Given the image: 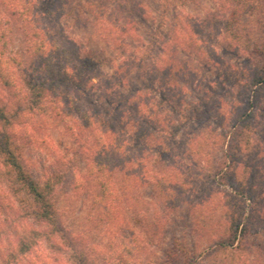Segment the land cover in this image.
Returning a JSON list of instances; mask_svg holds the SVG:
<instances>
[{"label": "rangeland", "instance_id": "rangeland-1", "mask_svg": "<svg viewBox=\"0 0 264 264\" xmlns=\"http://www.w3.org/2000/svg\"><path fill=\"white\" fill-rule=\"evenodd\" d=\"M91 1L90 10L66 25L47 22L62 46L91 48L106 58L75 84L77 95L78 88L85 89L77 105H102L109 111L104 124L118 132L120 121L130 118L149 119L153 131L167 127L175 132L169 141L172 151L148 163L149 177L162 174L163 185L173 191L168 198L154 185L153 192L152 180H132L126 188L118 173L115 202L109 196L101 201L66 122L50 106L29 113L17 140L35 177L54 173L61 178L55 190L58 213L72 240L55 247L42 240L41 247L65 264H77L82 252L88 264H157L178 238L189 251L179 264H264V83L249 84L254 72L264 76V0ZM124 1L139 5L138 11L120 13L116 3ZM121 23L134 25L132 31L112 29ZM140 41L150 42L151 48ZM21 45L16 38L12 46ZM174 49L183 50L180 58L193 69L177 92L169 91L162 66ZM121 78H127L126 88L118 94ZM239 107L245 111L241 118L235 116ZM132 123L122 131L130 148L152 154L149 143L130 140ZM2 170L0 244L11 246L13 230L29 221L31 203L26 193L10 187ZM237 220L245 224V237L238 238L237 248L221 249L217 240Z\"/></svg>", "mask_w": 264, "mask_h": 264}, {"label": "trees", "instance_id": "trees-1", "mask_svg": "<svg viewBox=\"0 0 264 264\" xmlns=\"http://www.w3.org/2000/svg\"><path fill=\"white\" fill-rule=\"evenodd\" d=\"M90 6H94L91 0H0V166L4 175L10 179V187L26 193L31 203L30 208L26 210L29 221L23 227L19 224L16 231L13 230L12 235L15 239L12 240L11 246L0 244V264H65L64 261L55 259L49 249L41 247L42 240L48 242L50 247L63 245L62 240L69 244L72 242L71 237L64 233L65 225L59 217L55 196L56 184L61 178L54 173L48 174L45 178L35 177L31 168L26 166L21 145L17 140L22 130L20 124L26 122V115L29 113L35 111L43 113L50 106L55 114L66 122V127L72 130L75 136L74 142L79 146V156L84 158L87 179L90 178L89 182L98 188L101 201L109 196V199L115 202L119 189L118 173L122 175L121 182L126 188L132 180L135 182L152 180L153 192L154 185L167 197L173 191L163 185L162 174L159 176L158 173H154L149 177L151 167L148 163L153 158L154 165L157 160H162L161 157L165 153L172 151L169 141L175 132H169L167 127L153 131L154 128L149 127V119L141 118L138 120L130 118L127 121L122 119L120 121L122 129L118 132L113 125L104 124L106 122L103 115L109 114V111L104 110L102 105L91 106L84 104L83 101L84 107L79 108L77 105L85 89L78 88L80 95H77L75 84L83 83L86 70L96 67L106 58L102 60L91 48L76 45V49L72 51L62 46L47 22L56 20L66 25L79 18L84 10L88 9L86 7ZM115 8L120 13L124 11L135 13L139 5L128 6L124 1L121 4L117 2ZM23 24H26L24 28ZM133 26L121 23L112 29H119V33H125L132 31ZM16 38L21 39L22 45L14 48L12 45ZM65 41L67 42V39ZM125 41V37H122V43L128 45ZM140 43L151 48L150 42ZM160 50L162 52L164 46L161 45ZM181 54H184L183 50L177 52L174 49L165 60L163 59L162 66L168 80L166 83L171 85L169 91L174 89L176 91L187 71L193 72L186 64L187 61L180 58ZM135 56L133 58L137 61ZM140 64L142 66L141 62ZM154 69L157 70V66ZM130 71L133 70L128 69V74L132 73ZM251 77L249 84L253 87H259L264 83V76H261L259 71L254 72ZM90 81L91 86L95 84ZM126 82L127 78L126 81L120 79L118 84L121 87H118V94L122 88H126ZM114 90H111V93ZM106 91L110 92L109 88L105 89ZM139 92H136V95ZM111 102L112 100L109 104ZM140 103L146 105L147 101L141 100ZM150 109L147 108V112L155 113ZM237 115L241 118L245 116V111L243 112L240 107L236 108L235 116ZM132 122L135 126L131 125L130 129L134 132L130 133L133 135L130 140L136 141V144L140 141L141 143L145 141V145L146 142L147 145L149 143V148L153 151L152 154H148L149 156L130 148L128 138L122 131L129 123L133 124ZM221 136L225 138L226 133H222ZM74 150L77 154L78 150L76 148ZM87 179L85 182L89 184ZM173 199L167 204H172ZM33 224L45 226L39 229ZM228 225L230 226L227 228L226 236H221L216 242L221 249L228 245L237 248L239 243L236 244V241L239 238V242L247 233L243 222L237 220ZM186 252L189 251L176 238L170 250L165 251L164 260L157 264H179L180 258L185 257ZM88 261L86 254L82 252L77 264H88Z\"/></svg>", "mask_w": 264, "mask_h": 264}]
</instances>
